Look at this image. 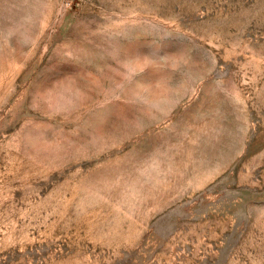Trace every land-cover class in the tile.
<instances>
[{
    "label": "rangeland",
    "instance_id": "1",
    "mask_svg": "<svg viewBox=\"0 0 264 264\" xmlns=\"http://www.w3.org/2000/svg\"><path fill=\"white\" fill-rule=\"evenodd\" d=\"M0 264H264V0H0Z\"/></svg>",
    "mask_w": 264,
    "mask_h": 264
}]
</instances>
